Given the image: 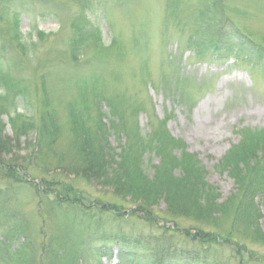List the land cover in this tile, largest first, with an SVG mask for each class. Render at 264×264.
<instances>
[{"label":"trees","instance_id":"obj_1","mask_svg":"<svg viewBox=\"0 0 264 264\" xmlns=\"http://www.w3.org/2000/svg\"><path fill=\"white\" fill-rule=\"evenodd\" d=\"M65 1H77L82 9L92 4L91 0H0V264H99V258H113V249L118 264L252 263L255 257L247 243L264 247L259 224L264 219V129L239 130V144L219 161L216 172L234 184L231 195L220 201L197 157L169 134L165 121L150 122V131L142 138L136 121L145 106L142 101L135 104L123 93L111 97L103 80L94 73L84 75L85 71L68 93L47 84L54 78L59 81L55 73L56 77L44 70L48 64L55 70L59 65L80 70L97 55L105 60L121 57L114 38L104 46L100 30L81 10L68 18L63 49L55 50L50 62L48 58L39 62L46 53L42 51L50 43L55 46L56 40L50 38L65 29L60 15ZM224 1H201L190 16L193 33L186 45L199 58L235 57L251 68L260 67L264 75V40L256 42L232 24ZM95 2L102 6L101 0ZM23 15L56 20L64 28L24 37ZM172 18L177 27H186L179 15ZM133 45L139 53L144 46ZM142 72L140 81L146 86ZM71 80L62 78L65 83ZM68 95L66 118L59 124V99ZM101 105L110 114L107 121ZM19 106L26 113L18 112ZM109 131L123 141L119 153L110 146ZM30 133L36 135L34 142L22 141ZM35 172L40 177L28 179ZM69 177L99 190L84 196ZM27 188L39 207L45 201L62 220L61 235L43 239L37 249L27 242L13 248L24 235L23 217L15 207L18 193ZM225 248L233 249L232 255L222 256ZM252 264H264V257Z\"/></svg>","mask_w":264,"mask_h":264},{"label":"rangeland","instance_id":"obj_2","mask_svg":"<svg viewBox=\"0 0 264 264\" xmlns=\"http://www.w3.org/2000/svg\"><path fill=\"white\" fill-rule=\"evenodd\" d=\"M91 1L92 4L83 9L77 1L64 2L60 15L65 29L56 38H50V41L56 40L55 46L50 43L47 51H42L46 53L38 57L39 62L47 58L50 62L55 50L57 52L63 49V42L69 34L66 26L68 18L78 15L81 10L85 11L88 19L100 30L104 46H110L115 40L114 49L121 50V57L117 58L119 61L114 57L105 60L104 56L97 55L90 58L88 67L80 70L67 68L65 65H59L55 70L52 64H48L44 70L56 74L59 81L57 83L54 78L47 84L59 93L61 89L68 93L70 85L81 79L82 72L85 71L84 75L94 73L102 79L111 97L123 93L135 104L142 101L145 106L136 119L142 138L149 133L150 122L165 121L169 134L182 140L187 152L197 157L206 171L207 183L218 189L220 201L226 200L233 192V181L225 174L216 172L215 168L221 158L239 144V130L250 129L256 132L264 129V75L261 74V68H251L248 62L235 57L219 60L207 55L199 58L186 45L188 35L193 33L190 16L200 9L202 0H122L117 5L114 0H101L103 7L100 8L95 6L97 0ZM224 3L232 24L251 35L256 42L264 40V0H225ZM174 15L181 17V24L185 28L177 27L172 18ZM59 28L63 29L64 26H60L58 21L42 20L38 16L29 18L23 15L20 20V32L24 37L35 38L39 31L55 34ZM136 42L144 44L140 45V53V50L137 52L134 48L133 44ZM142 69L146 86L140 81ZM65 77L71 78V82H63L62 78ZM183 87L187 89V93L183 92ZM69 99V95L59 99V124L65 121L64 104ZM101 107V112L105 115L104 121L109 120L110 114L105 105ZM18 112L26 113L20 106ZM2 120L4 123L8 122L7 117ZM109 132L110 146L119 153L123 141L117 139L112 131ZM6 134L11 136L9 126L6 127ZM26 139L34 142L35 133H30L22 141ZM65 142L63 140V147ZM152 162L155 164L157 160ZM35 177H40L37 172L32 173L28 179ZM59 179L65 180L66 177ZM69 180L76 191L84 192V196H90L94 189L99 190L82 181H75L73 177H69ZM22 191L18 193L15 210L23 217V221H19L24 235L16 243L13 242V248L18 243L27 242L37 249L43 239L61 235L62 220L56 210H51L45 201L39 207L30 188ZM137 224L140 225L136 223L135 231L141 229ZM259 224L264 234V219ZM42 232L47 236L43 237ZM246 247L255 257L252 263L264 257L263 246L247 243ZM232 252L233 249L225 248L221 250V255L225 254L224 257H227ZM115 255L116 249H113V258ZM235 255L234 252L233 256ZM113 258H99L98 261L99 264H118L116 258ZM252 263L245 260V264ZM232 264L236 262L233 261Z\"/></svg>","mask_w":264,"mask_h":264}]
</instances>
